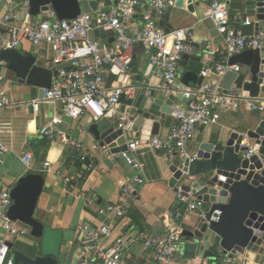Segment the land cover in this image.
I'll list each match as a JSON object with an SVG mask.
<instances>
[{"label": "built area", "instance_id": "1", "mask_svg": "<svg viewBox=\"0 0 264 264\" xmlns=\"http://www.w3.org/2000/svg\"><path fill=\"white\" fill-rule=\"evenodd\" d=\"M174 0H115L113 6H106L104 1L97 0V9L90 14L81 13L73 20H59L53 10L41 15L46 20L28 19L20 26L9 25V17H4L0 25L6 27L5 33H0V55L4 50L17 51L23 40L31 46L46 48L51 53L52 66L70 64V69L56 70V79L50 89L45 90L41 99L32 101L34 114L42 103H52L59 107L64 118L80 121L85 116L92 122H98L105 114L113 110L121 94H131L135 91L133 86L107 87L106 77L112 76L115 80L126 76L131 66V48L141 44L148 56L150 65L155 67L164 78L167 86L158 89L160 93H171V85L178 76V63L186 44L194 37L191 28L176 29L166 32L159 26L165 12L173 8ZM230 3L212 2L207 10L209 18L223 39V55L226 63L205 65L200 76L203 81L194 91V99L184 108L182 104L174 101L171 105V124L165 136H151L145 142L140 138H131L125 141L126 150L112 153L108 145L96 143L93 150L98 151L104 158H119L129 166L135 176L126 180L119 188V201L117 203H99L96 198L84 199V206L95 208L97 218L103 219L94 226L82 224L79 226L77 249L74 253V264H132L127 261L126 253L134 245H140L152 253V264H170L179 251L183 236V218L187 214H195L198 219L204 217L206 205L197 199L191 189L188 191L175 186L177 200L183 206L181 213H175L166 223L160 235L150 236L145 231L137 232L119 226L125 219L127 212L135 202L137 189L144 184L140 177L143 170L142 163L137 159V153L163 152L171 164L175 160H185L186 146L193 141L201 129L217 125L222 114L238 109L246 104L249 111L264 118V94L256 98L249 97L248 93L240 89L231 88L225 93L219 87L220 79L227 73H241L239 65H229L230 57L245 50H258L264 53V28L258 32L244 33L232 25L229 19ZM140 12L138 29L129 33L127 24ZM259 27L260 21L251 23L248 19L243 21L244 26ZM102 29L111 32L113 43L100 47V40L95 38L94 32ZM264 60V57H263ZM0 65L2 61L0 58ZM4 76L0 74V110L11 106L8 96L2 91L1 83ZM116 81V82H117ZM264 83V82H263ZM187 97V95H185ZM119 127L127 120L125 115L119 116ZM62 119L55 117L49 126L37 129L38 133L49 140L55 137L52 127L60 125ZM12 133L9 123L0 122V164L6 151L4 136ZM60 139L69 143L72 148L79 151L80 145L61 134ZM253 154L249 149L245 158ZM194 158V156L192 157ZM32 155L25 153L22 162L29 166ZM81 172L93 168L92 161L87 155L79 157ZM50 162L42 164V171H49ZM65 184L73 182V178L62 170L54 173ZM75 178V177H74ZM12 205L10 190H0V264H17L8 243L15 239L29 237L30 229L20 222H13L7 213ZM113 217L117 220L116 228L112 229L106 219ZM116 230V233H115ZM116 234V235H115ZM115 235V236H114ZM201 246L205 241L199 242ZM237 256V257H235ZM238 255L226 256L220 264H239ZM260 264H264V255Z\"/></svg>", "mask_w": 264, "mask_h": 264}, {"label": "water", "instance_id": "2", "mask_svg": "<svg viewBox=\"0 0 264 264\" xmlns=\"http://www.w3.org/2000/svg\"><path fill=\"white\" fill-rule=\"evenodd\" d=\"M230 1L242 12L243 21H260L255 32L264 28V0ZM205 2L174 0L173 8L163 14L159 26L169 32L167 22L173 9L184 8L194 14L197 8L205 6ZM96 9L97 0H21L17 11L24 13L26 23L29 18L45 21L46 18L41 15L49 10H53L59 20L67 21L81 13L95 12ZM94 36L100 40L99 49L114 41L102 29L96 30ZM206 53L197 44H186L178 63V77L170 87L171 93L158 92L159 88L167 84L162 75L157 76L155 67L147 66L142 72L130 70L135 75V91L121 94L114 109L88 127L89 134L100 145H108L112 153L126 150L125 141L130 133H135V138L143 142L156 136L162 121L165 126H170L169 115L174 101L184 108L194 99L193 93L203 81L200 72L205 68L202 56ZM0 58L9 62V68L18 83L38 89L39 99L45 90L51 88L56 79V70L70 69V64L58 65L54 69L46 68L38 63L36 56L22 55L14 50L2 51ZM228 64L245 67L249 78L245 80L243 75L227 72L219 81V87L224 93L234 86L248 93L251 98L264 94V60L260 51L245 50L230 57ZM123 78L120 77L113 87H117ZM121 115H125L127 120L119 127L118 119ZM244 139L253 143V154L249 158H245L250 147L242 145ZM77 155V150L69 152L66 166L74 163L79 167L80 161L74 162ZM169 172V187L174 188L180 183L181 189H191L197 199L206 205L204 217L197 218L192 230L182 233L189 243L187 247L195 249L197 255H212L210 239L213 235L223 255H240L243 264H259L264 255V118L254 130L245 134L232 132L224 141L200 144L194 158L175 160L169 166ZM44 184L45 178L41 174H27L11 188L12 205L7 215L11 221L27 226L33 241L18 247L13 238L8 248L17 264H74L77 244L73 242L64 253L63 231L45 226L36 218ZM201 241H205L204 246L199 244Z\"/></svg>", "mask_w": 264, "mask_h": 264}, {"label": "crops", "instance_id": "3", "mask_svg": "<svg viewBox=\"0 0 264 264\" xmlns=\"http://www.w3.org/2000/svg\"><path fill=\"white\" fill-rule=\"evenodd\" d=\"M230 3L229 19L232 25L241 29L244 33H253L257 27L244 26L242 12L233 6L230 0H222ZM21 0H0V21L4 17H9V25L20 26L24 24V13L17 11ZM214 0H206L203 8H197L195 13L190 14L184 8L173 9L172 16L167 22L169 32L191 28L194 37L189 43H194L205 52L202 56L204 65H209V59L212 58L214 63H226L223 55V39L218 33L209 18L208 6ZM106 6H113L115 0L104 2ZM139 11L132 20L127 24L128 32H135L140 23ZM40 20V18H29ZM6 27L0 25V33H5ZM108 38L112 37L111 32H106ZM186 49V48H185ZM22 55L32 54L38 58V63L46 68L54 69L51 63V53L46 48L31 46L23 40L20 48L17 50ZM130 54L132 63L127 75L122 80V86H133L135 75L130 70L144 71L150 65L148 56L145 54L141 44L134 45ZM262 59L264 53H261ZM0 74L4 76L1 83L2 91L8 96L11 106L0 110V122L9 123L12 127V133L5 135L3 140L6 145V151L0 164V190L11 188L17 180L27 174H41L45 178V184L42 194L37 204L36 218L45 226L63 231L64 248L66 253L69 246L78 242V228L82 224L94 226L99 224L103 219L97 218L95 208L88 209L84 206V199L94 197L101 204L117 203L119 201V188L126 181L131 180L136 174L127 166L122 159L104 158L98 151L93 150L96 141L88 132V127L93 123L90 117L85 116L80 121H73L64 118L57 105L52 103H42L39 110L34 114L31 103L39 99L38 89L27 84L18 83L14 78L13 71L9 68V62L1 59ZM228 62V61H227ZM213 66V63L210 65ZM242 72L239 75L249 78L245 67L241 66ZM157 76L161 74L157 70ZM178 77V76H177ZM106 86L112 87L117 81L112 76H107ZM231 88H234L232 86ZM187 90V88H184ZM60 117L62 123L52 127L55 137L49 140L42 137L37 129L49 126L53 118ZM262 117L247 109L246 104H241L238 109L222 114L217 125L208 126L200 130L196 138L187 144L186 154L188 157L195 156L200 144L211 143L217 140L224 141L232 132L245 134L254 130ZM167 126L162 121L160 129L156 136H165L168 132ZM66 135L71 141L80 145L78 155L75 157L79 161L81 155H87L92 161L93 168L78 176L82 166L76 167L74 163L66 166L65 161L69 152L75 150L69 143L60 139V135ZM136 134H128L127 140L135 138ZM243 146L248 145L252 148L253 143L244 139ZM25 153L32 155V161L29 166L22 162ZM137 159L142 163L143 170L141 178L144 184L135 187L137 194L135 202L127 212L125 219L118 224L113 217L106 219L112 229L117 224L123 228L131 229L137 232L145 231L150 236L160 235L165 228L166 223L175 213H181L184 209L176 198L175 189L169 187L171 173L169 172L170 164L163 152H141L137 153ZM50 162L49 171H42V164ZM56 170H62L73 178L69 185L57 177L54 173ZM75 177V178H74ZM181 186V184H177ZM197 220L195 214H187L183 218L184 232L192 230ZM116 233V230H115ZM0 234L4 233L0 230ZM116 235V234H115ZM114 235V236H115ZM210 246L213 247L212 255H197L195 249L187 247L189 244L185 238L182 239L179 251L173 257L170 264H220L226 258L221 249L218 247V240L211 236ZM33 241L30 236L23 239H16V245L20 247L25 243ZM215 257V259H213ZM237 257V256H235ZM239 257V264L242 263V257ZM126 258L132 264H152V253L146 251L140 245L132 246L126 253ZM260 264V263H259Z\"/></svg>", "mask_w": 264, "mask_h": 264}]
</instances>
